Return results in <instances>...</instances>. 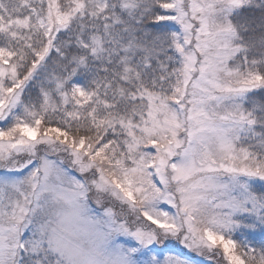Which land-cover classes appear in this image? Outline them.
<instances>
[{"label":"snow or ice","instance_id":"6c2138e0","mask_svg":"<svg viewBox=\"0 0 264 264\" xmlns=\"http://www.w3.org/2000/svg\"><path fill=\"white\" fill-rule=\"evenodd\" d=\"M0 264H264V0H0Z\"/></svg>","mask_w":264,"mask_h":264}]
</instances>
